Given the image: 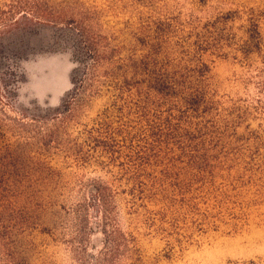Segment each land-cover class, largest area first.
I'll use <instances>...</instances> for the list:
<instances>
[{
  "label": "rangeland",
  "instance_id": "rangeland-1",
  "mask_svg": "<svg viewBox=\"0 0 264 264\" xmlns=\"http://www.w3.org/2000/svg\"><path fill=\"white\" fill-rule=\"evenodd\" d=\"M11 1L0 0V9ZM45 1L54 17L78 25L37 27L28 43L31 55L13 63L20 80L4 108L0 148L29 144L31 156L58 178L45 193H3L18 220L1 216L14 228L0 232V264H92L103 247L98 214L89 204L77 240L69 209L88 203V188L98 182L117 193L115 223L134 238L139 264H264V0ZM249 20L257 24V36L248 32ZM165 25L173 45L190 44L205 29L211 34L205 37L216 46L201 59L220 117L231 129L219 151L224 165L212 198L198 202L196 215L163 219L161 205L147 204L136 214L130 209L120 194L124 187L113 182L116 170L98 166L103 159L92 153L86 132L109 112L112 93L102 74L111 70L109 62L143 58L147 44L160 43ZM92 44L102 54V68L86 66L85 46Z\"/></svg>",
  "mask_w": 264,
  "mask_h": 264
},
{
  "label": "trees",
  "instance_id": "trees-1",
  "mask_svg": "<svg viewBox=\"0 0 264 264\" xmlns=\"http://www.w3.org/2000/svg\"><path fill=\"white\" fill-rule=\"evenodd\" d=\"M67 23L78 25L74 20L54 17L45 0H14L0 9V126L7 118L4 108L20 80L13 63L31 55L28 43L37 35L35 29ZM248 23V32L257 36V24L252 20ZM209 29L214 33L217 28L212 25ZM74 31L79 32L76 27ZM205 31L196 33L190 44L173 45L170 28L165 25L160 43L153 40L147 44L143 58L110 61L111 70L102 73L112 101L109 112L86 132L87 141L93 143L92 153L103 159L98 166L116 170L113 182L124 187L120 194L128 197L135 214L138 208L152 204L162 206L163 219L176 213L196 215L198 202L212 198L216 190L214 179L225 158L219 151L224 149L225 131L231 127L220 117L222 110L209 83V70L201 59L216 46L213 39L205 37L211 35ZM95 48L93 44L85 46L86 66L92 69L102 68L104 62ZM29 148L27 143L0 148V219L18 220V210L3 196L6 190L45 193L53 189L51 185L58 178L45 162L31 156ZM88 194V203L69 209V228L79 240L86 209L89 204L94 206L103 247L92 264H118L121 259L139 264L134 238L121 233L115 223L113 201L117 193L98 182L89 186ZM24 222L17 225L21 226L18 230L22 231ZM13 228L0 222V232L11 233Z\"/></svg>",
  "mask_w": 264,
  "mask_h": 264
}]
</instances>
